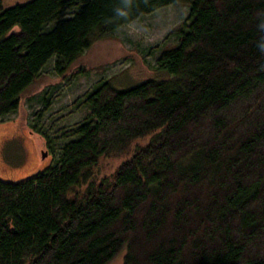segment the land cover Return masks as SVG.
<instances>
[{"label": "trees", "instance_id": "16d2710c", "mask_svg": "<svg viewBox=\"0 0 264 264\" xmlns=\"http://www.w3.org/2000/svg\"><path fill=\"white\" fill-rule=\"evenodd\" d=\"M4 2L0 118L51 60L63 80L139 18L188 17L158 80L94 85L55 164L0 180V264H264V0ZM102 159L120 164L98 179Z\"/></svg>", "mask_w": 264, "mask_h": 264}, {"label": "rangeland", "instance_id": "374dc122", "mask_svg": "<svg viewBox=\"0 0 264 264\" xmlns=\"http://www.w3.org/2000/svg\"><path fill=\"white\" fill-rule=\"evenodd\" d=\"M4 1L11 6L31 0ZM187 17L188 7L183 5L139 18L95 42L63 80L55 76L51 60L21 96L18 110L0 118V180L21 182L55 164L63 143L86 117L81 100L94 85L113 80L115 87L125 89L148 79L158 80L156 53L164 44L173 45L170 33ZM119 164L102 159L95 177H109ZM124 255L111 264H123Z\"/></svg>", "mask_w": 264, "mask_h": 264}, {"label": "water", "instance_id": "95a60500", "mask_svg": "<svg viewBox=\"0 0 264 264\" xmlns=\"http://www.w3.org/2000/svg\"><path fill=\"white\" fill-rule=\"evenodd\" d=\"M45 155V154H44Z\"/></svg>", "mask_w": 264, "mask_h": 264}]
</instances>
